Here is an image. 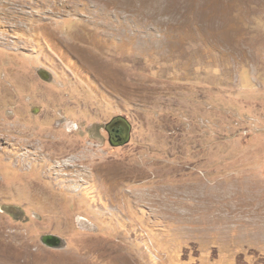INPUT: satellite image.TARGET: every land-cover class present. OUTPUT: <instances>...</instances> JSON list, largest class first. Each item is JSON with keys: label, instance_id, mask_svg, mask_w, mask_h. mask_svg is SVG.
<instances>
[{"label": "rangeland", "instance_id": "374dc122", "mask_svg": "<svg viewBox=\"0 0 264 264\" xmlns=\"http://www.w3.org/2000/svg\"><path fill=\"white\" fill-rule=\"evenodd\" d=\"M0 264H264V0H0Z\"/></svg>", "mask_w": 264, "mask_h": 264}, {"label": "flooded vegetation", "instance_id": "af4514ba", "mask_svg": "<svg viewBox=\"0 0 264 264\" xmlns=\"http://www.w3.org/2000/svg\"><path fill=\"white\" fill-rule=\"evenodd\" d=\"M100 134L105 133L113 147H123L132 139V124L122 115L113 116L110 121L96 126Z\"/></svg>", "mask_w": 264, "mask_h": 264}, {"label": "water", "instance_id": "95a60500", "mask_svg": "<svg viewBox=\"0 0 264 264\" xmlns=\"http://www.w3.org/2000/svg\"><path fill=\"white\" fill-rule=\"evenodd\" d=\"M42 77H43L44 79H47V77H46L45 75H43ZM48 240H50V238L45 240V242H46L47 244H54V243H49ZM59 242H60V241H57V243H59Z\"/></svg>", "mask_w": 264, "mask_h": 264}]
</instances>
